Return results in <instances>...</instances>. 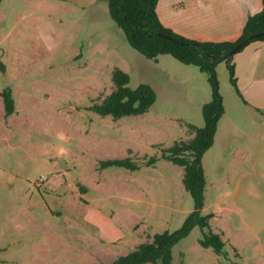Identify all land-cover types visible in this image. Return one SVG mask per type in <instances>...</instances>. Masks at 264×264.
Returning <instances> with one entry per match:
<instances>
[{
	"label": "rangeland",
	"instance_id": "rangeland-1",
	"mask_svg": "<svg viewBox=\"0 0 264 264\" xmlns=\"http://www.w3.org/2000/svg\"><path fill=\"white\" fill-rule=\"evenodd\" d=\"M114 68L130 87L153 88L145 113L94 111L114 87ZM215 71L223 112L201 157L199 214H213L226 254L202 247L195 227L172 247L171 264H264V115L245 104L223 61ZM6 86L16 110L6 116L0 97V264L109 263L194 210L165 149L203 126L208 74L132 48L106 0H1ZM125 157L135 169L99 166Z\"/></svg>",
	"mask_w": 264,
	"mask_h": 264
},
{
	"label": "trees",
	"instance_id": "trees-1",
	"mask_svg": "<svg viewBox=\"0 0 264 264\" xmlns=\"http://www.w3.org/2000/svg\"><path fill=\"white\" fill-rule=\"evenodd\" d=\"M1 2V0H0ZM158 0H107L110 18L122 30L132 48L149 59L161 54H169L175 60L198 67L208 74L212 88L211 100L202 106L204 124L194 128L195 135L188 142H175L165 149L168 158L183 169L182 184L194 201V210L188 214L181 227L174 231L165 230L152 235L126 254L119 255L113 261L104 264H171L172 247L186 237L195 227L199 228L198 243L211 248L217 255H224L225 242L221 235L209 224L212 213L199 214L203 204L205 177L201 167V157L211 146L216 132L217 122L222 115L221 98L217 90L216 65L223 61L226 65L229 81L238 91L235 79L233 55L253 41L264 40V0L260 11L249 15L239 37L233 41H197L186 38L165 27L156 13ZM241 44L233 54L231 49ZM112 91L93 109L101 116L119 118L145 113L155 100V91L147 83L130 87L129 75L119 68L112 70ZM4 114L15 112V101L10 87L0 91ZM151 161L155 160L153 157ZM100 168L110 166L135 169L136 164L130 158H115L99 161Z\"/></svg>",
	"mask_w": 264,
	"mask_h": 264
},
{
	"label": "crops",
	"instance_id": "crops-1",
	"mask_svg": "<svg viewBox=\"0 0 264 264\" xmlns=\"http://www.w3.org/2000/svg\"><path fill=\"white\" fill-rule=\"evenodd\" d=\"M261 8L262 0H158L156 13L162 25L181 36L220 42L237 39L248 16ZM233 63L243 101L264 115V40L236 52Z\"/></svg>",
	"mask_w": 264,
	"mask_h": 264
},
{
	"label": "water",
	"instance_id": "water-1",
	"mask_svg": "<svg viewBox=\"0 0 264 264\" xmlns=\"http://www.w3.org/2000/svg\"><path fill=\"white\" fill-rule=\"evenodd\" d=\"M240 46H241V44L236 45L233 49H231V51L229 52V54H233L234 52H236L240 48ZM11 181H12V179L7 178L8 185L11 184Z\"/></svg>",
	"mask_w": 264,
	"mask_h": 264
},
{
	"label": "built area",
	"instance_id": "built-area-1",
	"mask_svg": "<svg viewBox=\"0 0 264 264\" xmlns=\"http://www.w3.org/2000/svg\"><path fill=\"white\" fill-rule=\"evenodd\" d=\"M46 180V176L45 175H40L38 180H37V185H41L44 181Z\"/></svg>",
	"mask_w": 264,
	"mask_h": 264
}]
</instances>
